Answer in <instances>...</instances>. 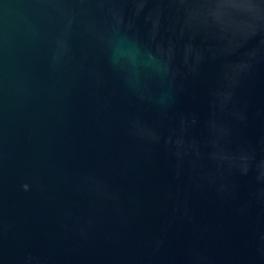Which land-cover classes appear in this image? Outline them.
I'll return each instance as SVG.
<instances>
[{"label":"water","instance_id":"obj_1","mask_svg":"<svg viewBox=\"0 0 264 264\" xmlns=\"http://www.w3.org/2000/svg\"><path fill=\"white\" fill-rule=\"evenodd\" d=\"M0 264H264V0H0Z\"/></svg>","mask_w":264,"mask_h":264}]
</instances>
